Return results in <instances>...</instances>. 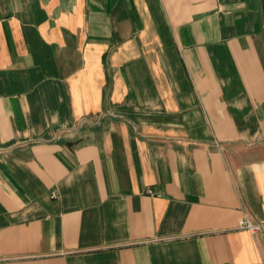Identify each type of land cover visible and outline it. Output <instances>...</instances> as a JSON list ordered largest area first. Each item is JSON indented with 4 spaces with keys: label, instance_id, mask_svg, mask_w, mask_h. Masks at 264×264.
<instances>
[{
    "label": "crops",
    "instance_id": "obj_1",
    "mask_svg": "<svg viewBox=\"0 0 264 264\" xmlns=\"http://www.w3.org/2000/svg\"><path fill=\"white\" fill-rule=\"evenodd\" d=\"M243 216L264 0H0V264H264Z\"/></svg>",
    "mask_w": 264,
    "mask_h": 264
},
{
    "label": "built area",
    "instance_id": "obj_2",
    "mask_svg": "<svg viewBox=\"0 0 264 264\" xmlns=\"http://www.w3.org/2000/svg\"><path fill=\"white\" fill-rule=\"evenodd\" d=\"M150 192L152 193L151 190ZM238 227L241 229H248L254 233H258L264 230V222H256L249 216H243L239 221Z\"/></svg>",
    "mask_w": 264,
    "mask_h": 264
}]
</instances>
